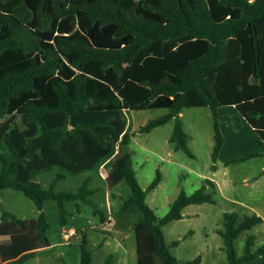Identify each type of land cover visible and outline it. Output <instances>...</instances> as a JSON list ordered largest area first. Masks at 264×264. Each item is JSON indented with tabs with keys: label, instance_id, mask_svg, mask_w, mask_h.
Returning <instances> with one entry per match:
<instances>
[{
	"label": "trees",
	"instance_id": "trees-1",
	"mask_svg": "<svg viewBox=\"0 0 264 264\" xmlns=\"http://www.w3.org/2000/svg\"><path fill=\"white\" fill-rule=\"evenodd\" d=\"M233 105L258 134L264 156V0H0V191L11 188L31 198L35 218H22L1 207L0 264H19L50 245L44 205L57 202L60 222L69 223L66 202L104 212L91 197L98 190L87 176L76 190L56 189L67 173L108 169L106 178L125 181L131 195L120 210L137 206L138 264H179L164 226L183 217L193 203L213 202L207 185L181 190L170 209L158 216L147 202L134 168L130 144V109L167 108L140 127L150 131L174 119L170 137L176 149L194 156L181 112L208 107L214 117L216 162L224 144L218 107ZM20 116L21 123L17 120ZM240 127L241 118L234 116ZM59 166L63 172L44 187L37 175ZM215 167V165H213ZM114 194V193H113ZM257 213H224L223 237L228 264L264 255V241L248 233L243 253L235 241L263 222ZM74 237V238H73ZM80 264H92L86 228H79ZM110 253L102 264H112ZM201 255L185 264H200Z\"/></svg>",
	"mask_w": 264,
	"mask_h": 264
},
{
	"label": "rangeland",
	"instance_id": "rangeland-1",
	"mask_svg": "<svg viewBox=\"0 0 264 264\" xmlns=\"http://www.w3.org/2000/svg\"><path fill=\"white\" fill-rule=\"evenodd\" d=\"M167 111V108L128 111L129 127L133 133L130 150L137 177L141 186L146 188L154 179L157 168H160L162 180L155 189L147 192V202L155 209L158 216L168 212L181 190L192 193L206 184V178L214 180L215 186L206 184L214 201L190 204L185 211L183 210V217L170 221L164 227V232L168 244L180 240L178 245L172 247L179 264H185L198 255L202 257L200 264H228L223 238L216 231L217 227L223 226L224 213L236 211L243 216L259 214L258 211L264 210V177L255 181L259 174H264L262 167L264 157L234 161L250 152L260 150L258 134L239 114L235 106L218 107L221 116L232 119H220L219 125L225 146L216 162V169H213L211 152L215 132L211 109L187 107L181 112L185 129L189 133L188 145L194 156L188 155L182 149H176L174 143L170 141L175 125L174 119L150 131H140L141 126ZM235 115L241 118L240 127L236 126L238 120ZM17 120L21 123L20 116H17ZM103 171L108 175L107 168L104 167ZM61 172L63 171L59 166H53L50 170L39 173L37 180L44 187H48L52 179ZM87 176L93 178L91 187L98 188L91 198L109 217L107 223H102L99 214L93 212L92 206L79 202L82 210L79 213L75 201H68L66 206L72 215L69 216V223L63 226L60 222L57 202L48 200L44 209L50 222L48 230L50 245L42 248L40 252L33 253L19 264H80L78 238L69 242L64 236V228H86L88 246L94 251L95 261H98L99 254L108 252L115 256L113 264H138L134 224L141 218L142 212L137 206L125 211L120 210L123 199L132 193L125 181L117 186L110 182L105 183L96 169L77 175L67 173L66 178L58 180L56 189L76 190ZM107 189L111 201L110 208H112L110 212L106 200ZM0 199L1 207L16 213L19 217L35 218L38 214L35 202L21 191L3 189ZM248 233L255 234L256 243L261 244L264 240V224H257L239 235L235 247L240 254L243 253ZM105 237L109 243L103 250L100 248V242ZM1 241L3 240L0 239ZM245 264H262V262L258 260Z\"/></svg>",
	"mask_w": 264,
	"mask_h": 264
},
{
	"label": "crops",
	"instance_id": "crops-1",
	"mask_svg": "<svg viewBox=\"0 0 264 264\" xmlns=\"http://www.w3.org/2000/svg\"><path fill=\"white\" fill-rule=\"evenodd\" d=\"M233 106V105H232ZM255 130V129H254ZM256 132V131H255ZM259 140V139H258ZM224 146H225V144H223V147H222V149H221V151H220V153H219V156H220V154L222 153V150H223V148H224ZM262 151V147H261V144H260V150H258V151H256V152H261ZM251 153V152H250ZM218 156V157H219ZM255 157H264V156H261V155H259V156H255ZM253 158V157H252ZM248 159H250V158H248ZM218 160V159H217ZM247 160V159H246ZM234 161H236V159L234 160ZM244 161V160H243ZM217 162V161H216ZM216 162H213V164H212V168L213 169H216ZM213 165H215V167H213ZM263 167V171H264V165L262 166ZM103 169H104V166L103 165H101L98 169H97V172H98V174H99V176L105 181V183H107V182H109L106 178L108 177V175H109V171H108V175H105L104 174V171H103ZM107 174V173H106ZM91 177V176H90ZM264 177V174H259L257 177H256V179H255V181H258V180H260L261 178H263ZM64 178H66V175H65V177ZM92 178V177H91ZM210 179V178H209ZM214 181V180H213ZM93 182V178L91 179V182H90V186H91V183ZM123 181H120V182H118L115 186H117L118 184H120V183H122ZM215 182V181H214ZM108 188V187H107ZM2 191V190H1ZM1 191H0V195H1ZM208 191V190H207ZM210 192V191H209ZM106 200H107V204H108V207H109V212H110V210H112V208H110V205H111V201H110V198H109V190L107 189V192H106ZM0 201H1V199H0ZM122 203H123V201H122ZM122 203H121V205H122ZM194 204V203H193ZM190 205V204H189ZM189 205H187L183 210L185 211L186 210V208H188V206ZM121 207V206H120ZM263 209V208H262ZM77 211L79 212V213H81V206H80V208H77ZM264 211V210H263ZM263 211H258V213L259 214H261L262 215V217H263V219H264V212ZM104 216H105V218H104V220H102L101 218H100V220L102 221V223L103 224H106L107 223V220H108V218L109 217H107L106 216V214L104 213ZM100 217V216H99ZM0 218H1V204H0ZM260 224H264V220H263V222L262 223H260ZM166 226V225H165ZM164 226V227H165ZM223 227V226H222ZM218 228H220V227H217L216 228V231H217V229ZM75 230H78V229H76V228H74ZM77 233V232H76ZM165 233V232H164ZM218 233V232H217ZM219 234V233H218ZM220 235V234H219ZM223 238V237H222ZM69 242H72L73 241V238L71 237L70 239H67ZM264 241V240H263ZM109 243V240L107 239V237H105L101 242H100V248L101 249H103L104 250V248L106 247V245ZM88 245H89V240H88ZM258 245H260V244H257L256 243V245L254 246V247H256V246H258ZM173 247V246H172ZM44 248V247H43ZM40 250H42V248H40V249H37L35 252H40ZM171 250H172V248H171ZM93 251V250H92ZM110 253H108V252H104V253H102L101 255L99 254L98 255V261H95V254H94V251H93V253H92V264H102L105 260H106V258L108 257V255H109ZM115 257V256H114ZM258 260H261V262H262V264H264V255L263 256H261V257H259V258H256V259H253V260H249V261H246V262H250V261H258ZM202 261V260H201ZM246 262H244L243 264H245ZM114 263V260H113V262H112V264ZM201 263V262H200Z\"/></svg>",
	"mask_w": 264,
	"mask_h": 264
},
{
	"label": "built area",
	"instance_id": "built-area-1",
	"mask_svg": "<svg viewBox=\"0 0 264 264\" xmlns=\"http://www.w3.org/2000/svg\"><path fill=\"white\" fill-rule=\"evenodd\" d=\"M76 234V230L73 228H64V236L66 239H70L73 235Z\"/></svg>",
	"mask_w": 264,
	"mask_h": 264
}]
</instances>
